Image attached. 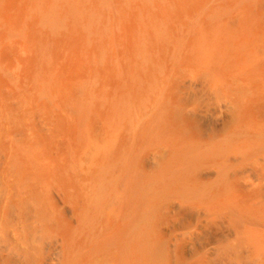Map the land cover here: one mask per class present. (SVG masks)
Returning <instances> with one entry per match:
<instances>
[{"label":"bare ground","instance_id":"bare-ground-1","mask_svg":"<svg viewBox=\"0 0 264 264\" xmlns=\"http://www.w3.org/2000/svg\"><path fill=\"white\" fill-rule=\"evenodd\" d=\"M135 1L140 13L128 27L143 35L151 33L148 26H155L157 36L165 38L161 16L141 12V0ZM36 2L27 9L35 8ZM38 2L39 10L26 14L30 19L25 52L39 54L24 56L22 69L16 68L18 83L13 81L17 86L28 78L32 105L37 102L36 81L51 82L47 49L52 53L49 59L56 60L58 45L50 30L59 17L57 4ZM152 2V8L162 9ZM223 10L229 16L218 23L207 16L194 27L213 37L208 47L201 45L205 53L198 54L214 72L208 93L225 114H199L170 87V129L166 121L160 123L162 109L156 102L140 111L133 127L125 124L127 113L116 114L110 106L83 116L78 109L73 118L59 111L60 132L42 151L31 145L6 146L9 128L5 131L0 125V264H264V53H214L236 23L237 13L246 17L245 10ZM49 11L55 15H49L53 24L42 26ZM69 13L61 18L63 24L72 23L68 19L74 14ZM97 20L110 26L114 22L106 15ZM7 24L14 30L19 20ZM89 30L99 33L95 27ZM83 47L91 52L85 41ZM130 56V67L121 61L127 76V70L141 66L140 55ZM174 67L163 69V90L172 83ZM11 85L2 93L13 103L23 101ZM156 91L152 96L158 100ZM131 93L132 89L125 93L126 99ZM162 153L168 158L155 162ZM151 161L155 169L147 172Z\"/></svg>","mask_w":264,"mask_h":264},{"label":"rangeland","instance_id":"rangeland-1","mask_svg":"<svg viewBox=\"0 0 264 264\" xmlns=\"http://www.w3.org/2000/svg\"><path fill=\"white\" fill-rule=\"evenodd\" d=\"M38 1L36 2L37 6L39 5ZM152 1L155 2V6L158 5L162 9L152 8L154 6ZM33 2L34 0H0V19L2 20H0V65L3 64L0 68L5 69H0V125L4 126L5 131H7L6 128H9L7 135H4L8 140L6 146L31 145L35 150H44L46 143L60 132L62 121L59 111L68 112L73 118L78 112H80L79 116H83L88 110L105 111L110 106L116 114L127 113L125 124L133 127L134 118L138 119L142 111L155 105L156 102V105L162 109L161 114L157 117H159L160 123H164L168 120L166 112L167 104L169 102L170 106L171 102L168 98L172 94L170 87H173L172 92L178 99L180 98L182 103L188 101V107L199 114L214 117L216 113L221 114L222 110L224 111L222 115L225 114V109L220 110L215 104V96L209 95V86L213 82L215 83L214 72H211L212 68L208 65L205 57L198 54L205 53L204 47L210 45L213 37L209 36L206 31L199 34V26H197L198 28L194 27L207 16V20L214 23L228 17V13L223 10L225 7L232 11L245 10L246 17L243 20L242 16L237 13L236 23L228 30L227 35L220 41L214 53H264V0H141L140 10L143 8L141 12L147 11L148 14L151 13V17L161 16L163 30L167 33L166 41L162 36H157L155 26H148V29H152L151 33L143 35L133 32L135 31L133 26L132 28L128 27L130 22L132 25L134 20H137L136 17L140 13L135 0H55L59 17L54 22V19L52 20L56 27L51 26V29H48L53 31L51 36L54 41L56 39L58 42L57 53H53L56 55V60L49 59V54L52 53L47 49L49 53H46L48 56L46 63L50 66L51 82L47 85L42 80L36 81L37 102L32 105L29 102L31 91L28 87V78L22 85L17 84L16 86L15 82L18 83L16 68L20 66L22 69L21 64L26 60L24 56L28 59V56L33 58L34 55L38 56L39 54L25 52L27 49L25 32L28 31L26 22L30 19L28 15L32 14V11L34 13L39 10L37 6V8L29 6L27 9V5L32 7ZM160 10L162 11L159 13ZM72 11L73 16L70 14ZM126 11L128 16L123 17ZM68 12H70L68 21H72V23L69 22L70 25L65 24L67 23L65 20L63 24L61 19ZM51 14L53 13L50 12L45 16ZM105 15L109 20L114 21V24L110 22L111 26L109 23L105 25L102 21L97 20L103 19ZM45 16L44 21L43 18L41 19L43 21L41 25H52L53 23L49 22L51 21L50 16L48 18L50 20H47ZM214 16L215 18H213ZM23 18L25 19L23 20ZM10 20H19V26L16 29L23 30L16 31L14 29L15 33L13 28L7 24ZM77 20L81 23L79 24ZM96 21L99 22L96 23ZM59 23H62L63 26H60ZM88 25L90 26L88 27ZM53 27H55L54 30ZM90 27L97 28L99 33L91 34ZM76 29H80L81 32H76ZM10 33L14 38L10 36ZM4 37H8V39L5 40ZM84 41L92 47L91 52L87 53L84 49ZM201 45L204 46L202 49ZM131 53H135V55ZM142 53H152V55H143ZM129 55L133 58L140 55L141 59L137 62L141 66L137 69L127 70L130 75L127 76L123 71L121 61L125 60V66L130 67ZM173 64H175V71L169 77L172 83L163 90L160 87L165 83L164 76L166 77V71L170 70ZM93 68H98V70ZM164 68L166 71L163 70ZM4 71H8V73H4ZM99 72L100 74L97 75ZM23 73L21 74L25 77L27 72ZM6 74L9 75L8 79ZM9 79H12V83L9 82ZM13 84L16 86V90H19L20 98L24 97L23 101L18 100L13 103L10 97L2 93L7 90L9 85L13 86ZM131 89L133 93L127 100L125 93ZM154 89L157 90L155 96H158V100L152 96ZM206 89L207 91H205ZM224 92L222 87L218 89L220 95H223ZM39 94H42L41 98L38 97ZM220 97L222 98V96ZM49 100H51V104ZM172 100L176 101L175 98ZM101 102H103L102 106ZM111 103L113 105H110ZM53 105L56 109L53 108ZM78 109L80 110L77 112ZM165 124L168 125V121ZM168 129H170L169 125ZM14 132H21L22 135L14 137ZM166 158H168V154L162 153V157H157L155 162L160 163ZM155 162L151 161L145 171L152 172L156 166Z\"/></svg>","mask_w":264,"mask_h":264}]
</instances>
